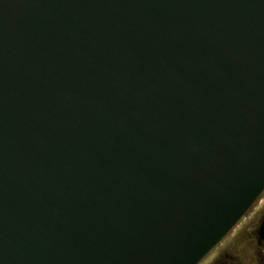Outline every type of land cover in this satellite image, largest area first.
<instances>
[{
	"label": "water",
	"instance_id": "1",
	"mask_svg": "<svg viewBox=\"0 0 264 264\" xmlns=\"http://www.w3.org/2000/svg\"><path fill=\"white\" fill-rule=\"evenodd\" d=\"M264 190V0H0V264H198Z\"/></svg>",
	"mask_w": 264,
	"mask_h": 264
},
{
	"label": "flooded vegetation",
	"instance_id": "2",
	"mask_svg": "<svg viewBox=\"0 0 264 264\" xmlns=\"http://www.w3.org/2000/svg\"><path fill=\"white\" fill-rule=\"evenodd\" d=\"M198 264H264V190Z\"/></svg>",
	"mask_w": 264,
	"mask_h": 264
}]
</instances>
